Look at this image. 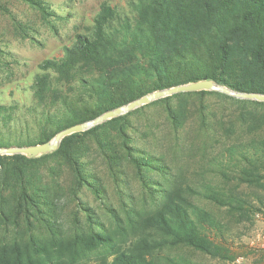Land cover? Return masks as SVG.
<instances>
[{"label": "trees", "instance_id": "trees-1", "mask_svg": "<svg viewBox=\"0 0 264 264\" xmlns=\"http://www.w3.org/2000/svg\"><path fill=\"white\" fill-rule=\"evenodd\" d=\"M22 1L46 22L59 15L50 0ZM0 9L33 38V24ZM38 68L32 103L0 102V146L49 141L179 84L264 93V0L105 1ZM261 212L264 101L216 90L156 99L50 152L0 154V264L230 263Z\"/></svg>", "mask_w": 264, "mask_h": 264}, {"label": "rangeland", "instance_id": "rangeland-1", "mask_svg": "<svg viewBox=\"0 0 264 264\" xmlns=\"http://www.w3.org/2000/svg\"><path fill=\"white\" fill-rule=\"evenodd\" d=\"M20 18L33 24V38L22 37L13 30L10 19L0 9V36L6 50L0 63V102L32 103L31 85L38 64L45 58L59 57L64 45L71 43L76 30L92 23L100 5L108 1L126 8L129 0H50L59 14L46 22L40 13L22 0H5ZM6 42V44H5ZM215 98H213L214 101ZM246 235L234 241L233 251L241 262L235 264H264V212L259 213L253 224L242 227ZM233 262V261H232ZM232 262L209 261V264H233ZM104 259L93 257L81 264H105Z\"/></svg>", "mask_w": 264, "mask_h": 264}, {"label": "water", "instance_id": "water-1", "mask_svg": "<svg viewBox=\"0 0 264 264\" xmlns=\"http://www.w3.org/2000/svg\"><path fill=\"white\" fill-rule=\"evenodd\" d=\"M202 89L220 91V92H223V93H226V94H229L237 98H241V99H254V100L264 101V93L238 91L226 85L219 84L210 79L199 80L196 82H190V83H185V84H179V85H175L169 88H163V89L152 91L146 95H143L139 98H136L130 101L129 103H126L117 108L108 110L102 113L101 115L97 116L96 118L64 128L60 130L49 141L37 143L33 145H24V146H11V147L0 146V154L21 153V154H27V155H38L41 153L50 152V151L57 149L61 140L69 134H72L77 131L89 129L90 127L94 125L105 122L106 120L110 118L127 113L133 109H136L156 99L169 96V95H173L179 92L197 91V90H202Z\"/></svg>", "mask_w": 264, "mask_h": 264}, {"label": "crops", "instance_id": "crops-1", "mask_svg": "<svg viewBox=\"0 0 264 264\" xmlns=\"http://www.w3.org/2000/svg\"><path fill=\"white\" fill-rule=\"evenodd\" d=\"M242 257L239 256L238 258H236L232 263L235 264L236 262H241L242 261Z\"/></svg>", "mask_w": 264, "mask_h": 264}, {"label": "built area", "instance_id": "built-area-1", "mask_svg": "<svg viewBox=\"0 0 264 264\" xmlns=\"http://www.w3.org/2000/svg\"><path fill=\"white\" fill-rule=\"evenodd\" d=\"M263 237H264V234H263Z\"/></svg>", "mask_w": 264, "mask_h": 264}]
</instances>
